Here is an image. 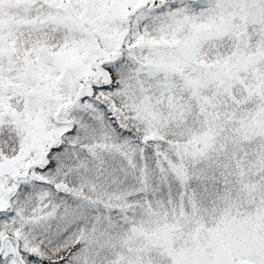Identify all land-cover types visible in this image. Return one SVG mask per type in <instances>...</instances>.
Segmentation results:
<instances>
[{
	"label": "snow or ice",
	"instance_id": "6c2138e0",
	"mask_svg": "<svg viewBox=\"0 0 264 264\" xmlns=\"http://www.w3.org/2000/svg\"><path fill=\"white\" fill-rule=\"evenodd\" d=\"M0 264H264V0H0Z\"/></svg>",
	"mask_w": 264,
	"mask_h": 264
}]
</instances>
